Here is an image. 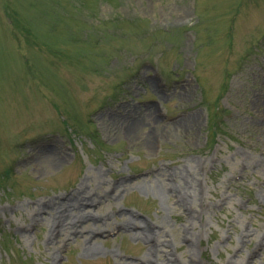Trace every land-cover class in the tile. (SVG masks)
<instances>
[{
	"label": "rangeland",
	"instance_id": "374dc122",
	"mask_svg": "<svg viewBox=\"0 0 264 264\" xmlns=\"http://www.w3.org/2000/svg\"><path fill=\"white\" fill-rule=\"evenodd\" d=\"M70 197L111 224L100 252L53 254ZM149 237L142 264H264V0H0V264Z\"/></svg>",
	"mask_w": 264,
	"mask_h": 264
},
{
	"label": "bare ground",
	"instance_id": "6f19581e",
	"mask_svg": "<svg viewBox=\"0 0 264 264\" xmlns=\"http://www.w3.org/2000/svg\"><path fill=\"white\" fill-rule=\"evenodd\" d=\"M101 182L105 183V180L103 179ZM99 197H101V194L99 195ZM71 198L72 197L68 198V200H64V202L65 201L69 202V204H66L67 206H65L64 208L61 207V209H60V205H59L58 201H52L51 202V204H52L51 207L54 210L47 212V214L49 215L50 218H55L56 220H58V221H56V223H58L57 226H54V228H50L49 222H48L49 217L44 218V222H45L44 224L47 227L49 226L48 230H47V234L49 233L48 238H51L49 240L50 241L49 244L53 245V247H52L53 248V254L55 252H57V250H58L57 246L60 247L63 244L64 240L69 242V239H73L74 237L75 238L80 237L78 239L79 240L78 242L80 244H82L81 245V247H82L81 251L83 253H85L87 255L96 254V253L100 252L99 249H97L96 245H94V244L90 245L88 243L84 245L82 241L84 240V241L89 242L94 237L100 236L103 231L110 230L111 224L105 219V217L103 218V220H101V218L99 216H95L94 214H92V211L86 210L85 208L78 211V214H82V218L70 219L73 213H69V211H71L74 206L75 207L77 206V208H79V206L84 203V205L86 207V204L84 201L83 202L82 201H73V199H71ZM47 204H50V202ZM69 207H71V208H69ZM131 218L133 219V216ZM78 221H81L82 223L79 224ZM84 221H86V222L84 223ZM130 221H131V219H129V218H126L125 220L123 219V222L120 223L119 225H117L116 227L118 229H121V230L124 229L125 230V229H128V227H136L137 225H139L137 223H134L133 225H131ZM103 224L105 226H102ZM142 229L146 230L145 232L149 231V229L145 228V225L143 226ZM138 235H139V238H142V236H144L143 232H140L139 234H137V236ZM148 236H146V237H148ZM148 241H151V243L149 242L147 244L148 251L145 252L143 259H141L138 262H128V261L124 260L123 257L115 254L116 255L115 256L116 262L114 264H142L145 261L150 262V259H151L150 253H154V251H157V244L158 243H157V239H154L151 237L148 238ZM49 257H51V256H49ZM52 264H57V263L53 262ZM155 264H157V263H155Z\"/></svg>",
	"mask_w": 264,
	"mask_h": 264
}]
</instances>
